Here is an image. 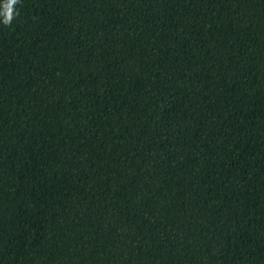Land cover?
Segmentation results:
<instances>
[{
    "label": "trees",
    "instance_id": "trees-1",
    "mask_svg": "<svg viewBox=\"0 0 264 264\" xmlns=\"http://www.w3.org/2000/svg\"><path fill=\"white\" fill-rule=\"evenodd\" d=\"M16 8L0 264H264V0Z\"/></svg>",
    "mask_w": 264,
    "mask_h": 264
},
{
    "label": "clouds",
    "instance_id": "clouds-1",
    "mask_svg": "<svg viewBox=\"0 0 264 264\" xmlns=\"http://www.w3.org/2000/svg\"><path fill=\"white\" fill-rule=\"evenodd\" d=\"M19 0H3L0 3V17L3 18L2 23L5 26L11 25L13 19L19 15L16 5Z\"/></svg>",
    "mask_w": 264,
    "mask_h": 264
}]
</instances>
